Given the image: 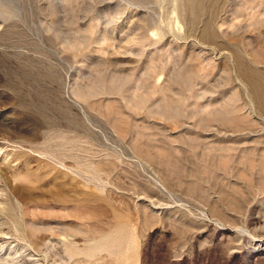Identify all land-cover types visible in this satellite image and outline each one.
Returning a JSON list of instances; mask_svg holds the SVG:
<instances>
[{"label": "rangeland", "instance_id": "374dc122", "mask_svg": "<svg viewBox=\"0 0 264 264\" xmlns=\"http://www.w3.org/2000/svg\"><path fill=\"white\" fill-rule=\"evenodd\" d=\"M257 81L261 0H0V264H264Z\"/></svg>", "mask_w": 264, "mask_h": 264}, {"label": "bare ground", "instance_id": "6f19581e", "mask_svg": "<svg viewBox=\"0 0 264 264\" xmlns=\"http://www.w3.org/2000/svg\"><path fill=\"white\" fill-rule=\"evenodd\" d=\"M261 2L263 4L264 0H261ZM208 30H209V28H208ZM208 30L206 31L207 35H212V34L208 33ZM253 89H254L255 101H256V103H258L259 107L261 108V111L262 110L264 111V85H260V83L257 81L255 83Z\"/></svg>", "mask_w": 264, "mask_h": 264}]
</instances>
